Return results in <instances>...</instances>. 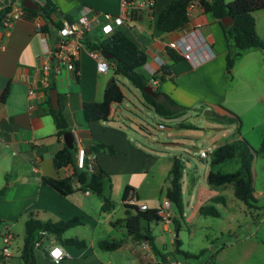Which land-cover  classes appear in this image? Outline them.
<instances>
[{"label": "crops", "instance_id": "1", "mask_svg": "<svg viewBox=\"0 0 264 264\" xmlns=\"http://www.w3.org/2000/svg\"><path fill=\"white\" fill-rule=\"evenodd\" d=\"M35 1L38 4L41 1V5H44L46 0ZM52 1L57 6L54 19L58 22H62L64 19L77 20L87 9L100 13L101 15L98 16L99 18L94 22L89 33L90 39L96 42L107 37L102 30L104 23L102 13L118 15L121 12L120 0ZM169 1L157 0L155 14L159 13ZM256 13V30L259 37L264 40V9ZM189 18L190 21L186 26L171 33H159L156 17L149 19L142 15L138 25L131 30V33L146 47L150 59L144 69L149 76L151 75L148 70L156 69L159 72L156 76L159 77L162 71L161 63H170L167 51L169 41L186 37L197 42L198 40L193 36L195 32L209 43L213 48V55L201 44L197 45L195 52L198 58L209 57L207 60L196 63L183 58L172 64L171 74L167 76V81L161 83L159 78L157 84L154 85L151 82L150 85L154 91L164 92L177 103L186 107L198 101V97H200L198 92L201 91V88H206L216 94V97L206 96L209 99L207 102L213 109L222 110L223 114L225 110L218 104L225 99L227 94L224 80L227 72L228 48L223 28L212 12H204L201 7H195L189 14ZM45 23V19L38 16L34 19L28 17L19 19L8 29L0 24V191L5 189L3 196L0 197V229L3 224H7L12 230L14 224L22 220L26 222L30 216L53 221L69 220L79 216L84 223L65 232L63 238L85 239L87 246L79 248L76 245L63 244L55 235L44 233L41 244L36 250L37 264H57L49 254L50 249L56 245H62L68 253V256L58 264H119L112 257L106 259L107 255L104 253H102L104 256L102 254L99 256L85 236H79L80 230H78L79 227L87 224L96 230L99 224H104L109 220L113 227H123L126 235L124 236L126 237L125 243L132 240L141 247V242L137 243L131 236H127V228L123 224L116 223L119 219L112 220V213L115 209L111 212H104L102 210L103 196L98 194L100 197L96 196L97 199H93L92 191L87 194L80 186H77L70 194L64 195L45 182V178L63 179L74 172L72 165L60 169H56L54 165L55 153L62 149L66 143L64 137L59 138L56 135L57 127L49 113V100L52 89L56 88L59 94L60 108L65 114L70 131L75 138V146L78 147V138L79 145L85 147L87 152L96 142L108 143L119 148L128 146L136 150L131 143L128 129H134L131 126L132 123H136V128L145 127L138 122V117H136V115H140L141 108L134 102L133 96L128 98L123 91L125 94L123 102L112 104L111 114L107 121L87 122L83 114V104L102 101L110 78L107 73L98 71L97 58L85 47L81 51L74 70L62 67L60 72L56 74L53 72L54 74L46 84L42 65L45 50L53 49L56 26H53L51 33H45L41 30ZM51 62L54 65V60ZM257 68L263 71L264 65L257 66ZM172 78L174 81L171 80ZM30 90H34V93L30 94ZM155 98L162 99L161 96ZM126 99L132 103L133 107L124 105ZM138 100L144 105H151L146 99L138 98ZM220 123L219 127L211 128L208 139L212 140L209 145L214 144L217 147L224 144L223 142L218 143V141L225 136H228L227 142L240 138V136L235 137L234 133L227 131L225 122L220 121ZM186 124L194 125L193 123ZM174 144L179 149L184 145V143ZM192 144H195V141ZM191 150H196L194 145L191 146ZM75 152L77 154V150ZM110 156L115 155L96 154V160L98 159L100 165L108 173H116V169L107 166ZM106 162L107 164H105ZM254 171L253 162V174ZM185 187L186 183L183 180V197L185 196ZM188 187L191 194L189 202L194 196L198 199L201 188L198 178L192 175ZM149 208L151 207L149 206ZM172 212L171 221L174 218L179 219L180 215L175 209ZM126 214L124 218L128 216L127 211ZM180 218L186 221L185 212L184 217ZM171 221L165 223L166 228L169 229L168 224ZM68 234L71 235L68 236ZM174 239L175 237L171 240L173 247L171 251L173 252L175 251ZM158 241L155 236L157 246ZM21 249L17 250L16 248L10 259L1 258L0 263L2 260L3 264H23ZM154 256L158 259L159 255L154 252ZM171 259L175 258L167 255L165 262L157 260V263L167 264ZM137 264H150V262L141 261Z\"/></svg>", "mask_w": 264, "mask_h": 264}, {"label": "rangeland", "instance_id": "2", "mask_svg": "<svg viewBox=\"0 0 264 264\" xmlns=\"http://www.w3.org/2000/svg\"><path fill=\"white\" fill-rule=\"evenodd\" d=\"M261 65H264V50H252L236 62L231 75L226 72L224 85L227 94L218 103L226 111L223 114L222 110L213 109L207 102L206 96L216 97V94L201 88L198 92L199 100L187 107L186 114L169 119L158 114L153 106L139 102L138 98L145 99L142 91L125 76L117 75L112 63L107 76L110 80L113 77L117 80L128 98L133 96L134 102L141 108L140 115L136 117L145 126L140 129L135 127L136 123H132L134 129H128L136 150L128 146L115 147L116 155L110 156L107 166L117 170L116 173H109L105 182V195L116 205L112 220L127 215L123 194L128 185L138 195L139 204L147 203L151 208L162 205L170 185L169 171L176 156L184 163L186 221L178 217L180 225L176 227L172 220L168 224L169 229L163 220L142 221L143 226L158 238L161 252L183 264H264V70L257 68ZM142 70L145 72L144 68ZM171 80L174 81L173 78ZM165 81L167 79L160 82ZM124 105L133 107L128 99ZM206 110L213 111L214 115H207ZM231 115L237 116L239 121L229 125L225 122L227 131L234 133L235 137L245 139L254 150V195L257 198L254 207H249L236 197L233 184L222 187L210 185L208 175L212 169L211 158L201 159L198 150H191L192 145L198 149L207 148L212 140L208 139L211 128L220 126V121H223L221 117L225 116L226 119ZM183 122L185 123L182 124ZM227 137L220 138L218 143L227 142ZM193 141L195 144H192ZM174 143L184 145L179 149ZM239 167L238 160H230L217 165L214 170L235 172ZM192 175L198 178L201 188L200 197L197 199L194 196L189 202L191 194L188 185ZM217 195H224L226 202L213 203L211 198ZM96 196L100 197L92 192V198L97 199ZM202 205H214L220 211V216L201 214L199 209ZM128 208L131 212L134 211L133 208ZM171 210L174 211V208ZM78 230L79 236H85L99 256L104 253L107 255L106 259L112 257L119 264H137L141 261L158 264L157 260L162 262L161 255L156 259L152 249L144 251L132 240L114 251L101 250L98 246L101 239H121L126 236L123 227H113L109 220L99 224L96 230L89 224ZM12 232L16 237L15 247L20 250L26 234L24 220L14 224ZM177 232L182 242L181 248L190 257L171 251V240L176 237Z\"/></svg>", "mask_w": 264, "mask_h": 264}, {"label": "trees", "instance_id": "3", "mask_svg": "<svg viewBox=\"0 0 264 264\" xmlns=\"http://www.w3.org/2000/svg\"><path fill=\"white\" fill-rule=\"evenodd\" d=\"M193 0H170L162 10L156 15V26L159 33H171L184 26L189 21L188 6ZM201 8L204 12H212L223 28L225 38L227 41V71L232 74V70L236 62L246 53L252 50H264V40H262L256 30L255 13L264 9V0H200ZM39 9L25 8L27 16L30 19L42 17L46 23L41 27L45 33H51L53 26H60L61 22L54 19V13L57 6L52 0H46L44 5L39 4ZM232 17L233 24H225L223 19L225 17ZM1 24V16H0ZM85 46L89 50H101L102 48L112 53L115 56L111 62L114 64V70L117 75H123L128 78L137 88H139L145 99L155 108L156 112L161 116L169 119L180 117L186 114L187 107L177 103L172 97L164 92L154 91L149 94L144 89L150 85L152 78H160L164 81L167 76L171 74V66L183 59L176 50L168 48V55L170 63L161 66V75L157 77L149 76L142 69L149 62V55L146 47L142 45L131 30L125 26L117 27L107 37L99 39L97 42L92 41L89 34L84 40ZM161 96L158 100L155 97ZM125 98L122 87L113 77L107 84L104 98L102 101L85 102L83 104V114L87 122L92 121H107L111 114V106L113 103H121ZM49 113L54 119L57 127L56 135L63 138L66 132L70 131L69 122L63 113L62 109H55L49 100ZM225 117V116H224ZM221 117L227 124L239 121L235 115L227 116L226 119ZM92 153H108L116 155L115 146L96 142L91 146ZM264 151V142L262 145ZM211 166L230 160H238L240 167L235 172H220L211 169L208 175V182L212 186L222 187L226 184H233L234 191L237 198L244 201L249 207L256 206L257 198L254 195V150L250 144L243 138L236 139L232 142H226L216 147L214 152L210 155ZM54 165L56 169L72 165L74 172L72 175L63 178H45V182L51 185L64 195H68L80 186L85 191L89 190L97 193L104 198L102 210L104 212H111L115 209V203L110 197L105 195V182L109 177V173L100 165L98 159L95 160V167L92 172L86 169H79L77 166L76 152L69 149L67 145L58 150L54 155ZM183 177H184V163L179 157H174L171 169L169 171L170 185L166 190V197H168L175 211L184 217L185 205L183 197ZM133 188L126 186L123 194V203L128 193ZM4 190L0 191V197L3 196ZM213 203H225L224 195H217L211 198ZM127 207L128 216L119 219L116 223L123 224L127 228V236H131L137 243L143 240H148L152 250L161 255L162 262L167 260V256L161 252L155 242V236L151 234L149 228L143 226V220L147 221H161L162 218L158 215V208H149L141 211L138 207H131L124 203ZM128 207L134 209L133 212ZM203 215L220 216V211L214 205H202L199 209ZM173 221L178 227L179 220L174 218ZM84 222L81 217L75 216L69 220H42L30 216L25 222L26 234L24 237L23 246L21 249V258L23 264H37L36 250L41 244L43 234H53L58 240L67 245H76L79 248L87 246L85 239L63 238L65 232L76 226L82 225ZM115 223V224H116ZM126 241V237L121 239H101L98 242L99 248L105 251H113L121 248ZM175 251L174 253L183 254L186 257L191 255L181 248L182 242L178 237L174 239ZM2 257H0L1 259ZM2 260H1V263ZM80 264V263H71Z\"/></svg>", "mask_w": 264, "mask_h": 264}, {"label": "built area", "instance_id": "4", "mask_svg": "<svg viewBox=\"0 0 264 264\" xmlns=\"http://www.w3.org/2000/svg\"><path fill=\"white\" fill-rule=\"evenodd\" d=\"M121 12L118 15L110 13H102L104 23L102 24L103 33L108 36L115 28L125 26L130 30L135 29L140 21L142 15L146 18L153 19L156 17V2L157 0H120ZM41 4V1H39ZM43 5V4H42ZM195 7H201L200 0H193L188 6V15ZM101 14L98 12L87 9L77 20L64 19L60 26L55 27L53 49L47 48L45 50L44 63L42 70L45 76V83L48 84L49 78L52 74H56L61 71L62 67H66L68 70H74L76 63L79 60L81 51L86 47L84 40L93 28L94 22L99 18ZM0 16L1 24L5 29L10 28L14 22L27 16L25 6L21 3V0H0ZM193 36L198 40L191 41L186 37L179 40L169 41L167 48L176 50L186 60L195 61L196 63L207 60L209 57L205 56L198 58L195 54L197 45L201 44L206 48L211 55H213L212 46L204 39L200 38L197 33H193ZM91 54L97 58V69L99 72L108 73L112 62L105 58L100 50H90ZM51 55L53 56L51 58ZM54 60V65L51 62ZM164 63H161V66ZM147 66V64L145 65ZM148 70V69H147ZM54 72V73H53ZM148 72L151 76L157 75L159 72L156 69H149ZM152 84H157L158 79L152 78ZM34 90H30V94H33ZM161 128H165L160 125ZM79 139L77 138V166L79 169H86L92 172L95 167L96 154L88 153L85 147L79 145ZM216 146L214 144L209 145L207 148L198 149V154L201 158H209L214 152ZM91 191L87 190L89 194ZM138 195L134 190H131L124 203L131 207H138L139 210L145 211L149 209L147 203L139 204ZM172 202L166 197L162 205L158 208V215L165 222H170L172 219ZM15 234L12 232L7 224H3L0 229V257L5 260L10 259L15 250ZM40 245V244H38ZM141 247L143 250H150L151 246L147 240L141 241ZM52 259L58 264L61 260L68 256L67 251L62 245H56L49 251ZM167 264H183L181 261L171 259Z\"/></svg>", "mask_w": 264, "mask_h": 264}, {"label": "water", "instance_id": "5", "mask_svg": "<svg viewBox=\"0 0 264 264\" xmlns=\"http://www.w3.org/2000/svg\"><path fill=\"white\" fill-rule=\"evenodd\" d=\"M22 4L23 6H25L26 8L28 9H39V4L35 1V0H22ZM223 22L225 24H233L234 22V19L232 17H225L223 19ZM101 53L103 54V56L109 60H114L115 59V56L108 52L107 50L105 49H101L100 50ZM145 92L149 93V94H153L154 90L152 88L151 85H148L145 89H144ZM51 99H52V104L54 106L55 109H60V104H59V94H58V91L56 88H53L52 91H51ZM206 114L207 115H214V112L211 111V110H206ZM64 140H65V143L67 145V147L69 149H72V150H77L76 146H75V138H74V135L72 133V131H68L66 132V134L64 135ZM196 150H197V147H195ZM91 151V149H90ZM90 151H88V153H90ZM176 236H179V233L177 232Z\"/></svg>", "mask_w": 264, "mask_h": 264}]
</instances>
